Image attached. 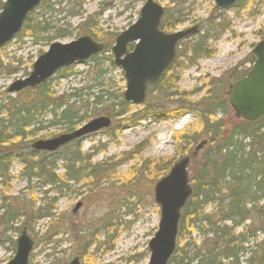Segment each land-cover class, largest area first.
<instances>
[{
    "label": "rangeland",
    "instance_id": "rangeland-1",
    "mask_svg": "<svg viewBox=\"0 0 264 264\" xmlns=\"http://www.w3.org/2000/svg\"><path fill=\"white\" fill-rule=\"evenodd\" d=\"M82 1L81 13L67 17L65 13L46 10L48 4L60 3L53 8L58 12L64 8V0H46L47 3L44 2L33 11L30 20L40 22L41 18L46 19L48 26L53 28L48 37H52L55 30L70 26L69 37L55 40L61 44L84 36L86 31L89 33L86 36L92 34L93 38L90 37L96 42H110L115 41L120 33L136 21L144 0ZM174 1L175 4H168L169 0H156L168 16L174 10H181L188 15V20L173 31L184 30L196 24L200 27L197 35L179 44L178 50H183V55L178 57L174 72L170 71L167 75L175 74L178 78H175V86L171 90L177 97L164 99L158 94V89L164 85H159L147 95L143 106L131 105L128 115L140 113L139 117H142L137 125L121 129L113 137L101 131L81 139L78 143L80 153L83 156L91 155V166L100 163L103 167L96 178L77 183L68 182L61 193L48 185H42L43 180L21 179L18 176L20 166L10 165L8 182L0 186V204L18 207L21 215L27 212L30 217L31 212L43 206L51 208L50 216L29 222L26 227L34 242L28 264H68L74 257L79 258L80 264L148 263V243L159 222V207L153 200V187L167 175L174 163L189 156L203 140L202 137L188 146L183 140L174 139V136L200 131L198 119H194L192 115L179 117L178 105L200 104L201 108L206 103L204 98L207 97V91L213 89L212 79H221L224 92H227L231 70L234 67L237 71L249 68L251 64L248 59L254 45L264 39V0H245L240 6L226 11L216 10L214 0ZM208 19L213 20L214 24L219 23L224 29L223 34L215 40H207L208 56L199 54L200 57L188 58L187 52L190 53L203 35L202 25ZM45 35L40 33L36 36L40 39L35 40L26 33L0 48V94H8L9 85L25 77L31 71L33 62L46 52L49 44L42 39ZM108 55L110 53L101 52L96 56L104 74L99 75L92 61L88 60L70 67L68 76L56 74L48 81V87L56 97H66L74 93V90L92 94L95 90L89 89L93 83L91 80L97 77L95 82L104 84L105 89L113 96L123 94L125 83L122 72L110 66ZM209 82L211 86L208 85ZM178 98L183 101L179 102ZM160 107L168 112L163 111L165 115L161 114L160 119L154 120L145 115L147 109ZM87 114L86 122L92 119L89 118L91 114ZM227 118H231L232 123L236 120L229 106L227 117L222 120ZM49 119L48 113L43 115V129L33 134L30 145L37 140H48L63 134V126L48 125L46 122ZM111 121L109 128L120 124V119ZM61 154L64 153L60 152L58 155ZM173 156L175 161L169 170L158 177L156 169L160 167L156 168V164H162L161 162ZM197 164L198 160L190 161L189 178L196 173ZM62 168L61 162L56 163L55 174L60 178H63ZM77 203H81V207L73 213ZM2 214L3 210L0 209V216ZM262 220L264 228V217ZM3 224L0 221V264H6L13 257L15 240L23 227V218L20 216L17 221L10 223L8 229ZM91 239L96 243L92 242L85 248L83 245ZM192 239H197L198 243L202 240L195 232ZM263 239L264 231L257 235V241ZM11 241H14L13 246Z\"/></svg>",
    "mask_w": 264,
    "mask_h": 264
},
{
    "label": "trees",
    "instance_id": "trees-1",
    "mask_svg": "<svg viewBox=\"0 0 264 264\" xmlns=\"http://www.w3.org/2000/svg\"><path fill=\"white\" fill-rule=\"evenodd\" d=\"M64 1L66 2L64 8L58 12H55L53 8L60 3L48 4L46 10L52 13H65L67 17L78 16L81 13L82 0ZM244 1L239 0L235 7L243 4ZM2 3L3 0H0V8ZM175 3L176 1L169 0L168 4ZM32 13L28 15L16 37L20 38L28 33L32 39L39 40L40 37L36 36L43 33L46 35L42 39L47 44H51L57 39L70 36V26H67L63 30H55L56 33L48 37L49 31H53V28H50L46 19L43 18L40 22H32L30 20ZM188 18V15L181 10L172 11L170 16L164 10L160 29L164 32L173 31ZM208 20L204 23L206 28L202 25L203 35L199 36L200 39L194 44L190 53L187 52L188 58L200 57L199 54L208 56L210 53L206 46L207 40H215L223 34L224 29L219 23L214 24L213 20ZM87 34L89 35L88 31L85 35ZM113 42L102 41L104 45L102 53H110ZM180 55H183V50H177L176 59L162 74L158 83L148 89V96L163 84L164 86L158 89V94H161L164 99L177 97V94L171 91L177 77L175 74L167 75L170 71L174 72ZM107 57L110 60V66L114 67L111 56ZM181 58L186 57L181 56ZM90 61L99 75L104 74L101 62L96 56L90 58ZM252 61L253 58L249 56L248 62L251 64ZM248 69L243 68L237 71L234 67L230 72L228 84L241 79ZM68 71L69 68L57 74L68 76ZM165 79L167 80L163 83ZM96 80L97 77L91 80L93 83L89 89L95 90L92 94H83L82 90H74V93L66 97H56L48 87L49 82L34 89L23 90L14 97L6 93L0 94L2 96L0 97V186L8 182L9 167L12 164L20 166L18 176L21 179L26 181L36 179L39 182L43 180L42 185L57 189V193L63 192L65 189L62 188H65L68 182L77 183L81 180L96 178L103 166L100 163L90 165L91 155L83 156L80 153L78 140L55 153H40L30 148L33 134L43 129L41 125L45 122L42 121V117L46 113L50 115L46 123L51 126L61 124L62 133H71L77 126H81L88 119L87 113L91 114L90 119L99 116L109 117L114 121L120 119L119 125L103 130L111 137L121 129L138 124L142 118L139 117L140 113L128 115L131 105L123 101L122 93L113 96L108 89H105L104 84L95 82ZM212 83L213 89L207 91V97L204 98L206 103L202 104L201 108L200 104L178 105L179 117L185 114L194 116L198 119L200 131L174 136V139L183 140L189 146L203 137L207 144L203 148L205 150L202 149L196 155H193V151L189 154L190 160H198V169L189 178L192 194L181 211L176 247L168 264H264V239L257 241V235L264 231L262 222L264 217V117L256 122L235 120L232 123L231 118L222 120L227 117L228 111L226 92L221 79H212ZM208 85L211 86L210 82ZM178 99L179 102L183 101L181 98ZM163 111L168 113L162 107L147 109L145 115L157 120L160 119L161 114L165 115ZM37 125L39 126L35 128L34 126ZM60 152L64 154L59 156ZM174 161L175 156L161 162L162 164L157 163L156 168L160 167L156 169L157 176L160 177L169 170ZM58 162L62 163L63 178L55 174ZM49 208L43 206L31 212L32 217H30L27 212L21 215L18 207L0 204V209L3 210L0 221L8 229L9 224L17 221V218L21 216L23 227L26 228L29 222L50 216L51 208ZM194 232L201 236L202 240L199 243L197 239H192ZM92 242L95 240L91 239L83 246L87 248ZM10 243L13 246L14 241Z\"/></svg>",
    "mask_w": 264,
    "mask_h": 264
},
{
    "label": "water",
    "instance_id": "water-1",
    "mask_svg": "<svg viewBox=\"0 0 264 264\" xmlns=\"http://www.w3.org/2000/svg\"><path fill=\"white\" fill-rule=\"evenodd\" d=\"M43 0H4L0 8V48L9 43L20 32L27 15ZM238 0H214L217 9H229ZM163 8L155 0H145L137 20L120 33L111 47L113 65L123 73L125 91L123 100L134 106H141L146 100L149 86L155 85L162 73L176 57L177 44L197 32L198 27L165 33L159 29ZM132 45L131 49L128 47ZM103 44L89 36H81L69 43L53 42L47 51L33 63L29 75L13 81L7 93H18L35 88L50 79L58 70L83 64L90 57L98 55ZM254 62L248 73L228 86L227 102L234 117L246 122H256L264 116V39L257 42L251 51ZM111 120L97 117L83 124L77 130L61 134L48 140H37L31 148L39 152L53 153L66 144L109 128ZM207 141L197 144V154ZM188 156L172 165L167 175L153 187V200L159 207V222L156 232L148 243L147 264H168L176 246V237L181 211L192 194L187 168ZM81 203H77L73 213ZM33 240L22 228L15 240V252L6 264H28L33 250ZM68 264H80L74 257Z\"/></svg>",
    "mask_w": 264,
    "mask_h": 264
}]
</instances>
